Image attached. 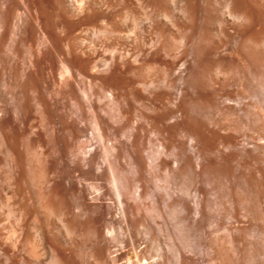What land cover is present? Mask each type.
Returning a JSON list of instances; mask_svg holds the SVG:
<instances>
[{"label":"bare ground","instance_id":"1","mask_svg":"<svg viewBox=\"0 0 264 264\" xmlns=\"http://www.w3.org/2000/svg\"><path fill=\"white\" fill-rule=\"evenodd\" d=\"M223 3L0 0V264H113L109 228L131 237L116 264H264V49L217 26Z\"/></svg>","mask_w":264,"mask_h":264},{"label":"clouds","instance_id":"2","mask_svg":"<svg viewBox=\"0 0 264 264\" xmlns=\"http://www.w3.org/2000/svg\"><path fill=\"white\" fill-rule=\"evenodd\" d=\"M78 6L80 7L81 10H83L84 7V0H77ZM171 3L173 4V6L176 5L177 0H171ZM182 16H184L185 19H188L187 14L183 11H181L180 13ZM221 17L223 18L221 21L217 22V26L220 28H224L227 27L228 31L238 40L241 41V44L244 46L240 51L242 52V54L244 52H246L248 50V46L252 45V41H253V37H258L261 41V43L259 45H256V47L258 49H264V20H257L256 17L251 13L250 10H248L245 7L240 6L239 4V0H224L223 3V9L220 13ZM163 19L167 20L169 23H173L172 19L165 14L163 16ZM230 22V23H229ZM100 23L104 26L105 31H98L96 29H93V34L94 37H106L108 35V31L107 29L109 28V25L107 23L106 20H101ZM173 27H175V24H173ZM177 31H179V29H177ZM129 35H135V32H131L129 33ZM175 44H177L180 48H182L184 46V38L183 36L181 37L180 40L178 41H174ZM148 47H153L154 45H149ZM116 51L113 50L111 52L109 51H105V56L111 55L112 57L116 56ZM125 59L124 56H121V60L123 61ZM140 57L136 56L133 59V63H139ZM113 61H105L103 59L101 60H97L95 62V64H93L90 68V71L94 74H100V73H104L107 74L110 71L111 65H112ZM99 65H102V67H100ZM185 67V65H181V69H183ZM61 68L63 69L62 73H61V80H64V78L66 76H70V72L67 69V67L63 64H61ZM151 71V70H150ZM179 74V73H177ZM217 75H225V77L227 78V76H232L235 75L238 79L243 80V76L240 73L239 70H235L234 72H229V73H222L219 71V69H217ZM141 87H144L143 85H141ZM155 85L154 84H148V86L145 88V92L148 91V89L154 88ZM109 97H111V93L107 94ZM85 99H87V96H85ZM179 103V100L177 99V101L170 103L169 104V108H173L175 109L177 104ZM226 103L228 104H235L237 108L241 107V104L237 101H233V100H227ZM259 110L261 112L262 115H264V108H260V109H253V111H257ZM3 113L0 112V116H2ZM18 115V113H17ZM181 114L179 111H177L176 115L171 116L168 120L167 123L169 125L172 124H176L178 120H180ZM245 131H247V129H245ZM155 136V133L153 134ZM179 135L183 136V137H187L188 139V143L189 145L194 144L195 138L191 135H189L187 132H185L183 129L179 130ZM257 142L261 145H264V138H259L257 140ZM244 146H251L247 144V141H245ZM89 152L92 151V149L88 150ZM164 148L163 146H158L157 147V151H156V157L158 158L159 156L164 155ZM156 163V159L154 158L153 160H151L149 162L150 167L153 166ZM97 171H99V169H97ZM165 175H167V173H165ZM89 187L91 188L92 192L95 193V197H98L101 195V190L98 189V187H94L92 185H89ZM116 195V199L117 201L120 200V192L117 191L115 193ZM95 197H93V199H95ZM109 203H111V201H109ZM77 212H79V209H77ZM118 215H122L121 213H118ZM197 217L199 215V212L197 210L196 213ZM249 217L247 214H244L243 219L247 220ZM231 221V218H229ZM17 224L20 223V220L16 221ZM260 224H264V218H262L259 221ZM211 227H215V224L211 225ZM225 232H227V229H225ZM15 232L12 234V239H15ZM106 235L107 237H109L113 243V245H115L114 249H113V253H110V258L113 261V264H116V259L115 256L117 254H119L120 251L124 250L125 248V244L124 241L126 239H131L129 234H126V232L124 231L123 228L121 229H114V228H109L108 230H106ZM217 235H219V233H217ZM39 236V234H37V237ZM253 236H249L248 240H252ZM13 247H15V244L13 245ZM260 247L262 249H264V241L260 242ZM229 249L232 250V245H231V234H229ZM209 253H211V249H209ZM233 255H235V252L233 250ZM160 255L159 253H157V256L155 259H153L151 261V264H156V260L160 259ZM262 261H264V255H261L259 257ZM121 264H132V261L130 259L128 260H124L121 262ZM143 264H149L148 260L143 261ZM212 264H216V261H212ZM252 264H255V262L253 261Z\"/></svg>","mask_w":264,"mask_h":264},{"label":"rangeland","instance_id":"3","mask_svg":"<svg viewBox=\"0 0 264 264\" xmlns=\"http://www.w3.org/2000/svg\"><path fill=\"white\" fill-rule=\"evenodd\" d=\"M203 264H209V263L208 262H206V263L204 262Z\"/></svg>","mask_w":264,"mask_h":264}]
</instances>
